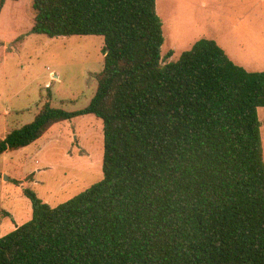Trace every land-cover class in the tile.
Here are the masks:
<instances>
[{
  "label": "trees",
  "instance_id": "obj_1",
  "mask_svg": "<svg viewBox=\"0 0 264 264\" xmlns=\"http://www.w3.org/2000/svg\"><path fill=\"white\" fill-rule=\"evenodd\" d=\"M33 9L34 33L103 36L105 65L86 108L46 102L0 138V155L94 114L104 178L57 207L25 188L33 216L0 237V264H264V71L209 38L164 64L157 0H33Z\"/></svg>",
  "mask_w": 264,
  "mask_h": 264
},
{
  "label": "rangeland",
  "instance_id": "obj_2",
  "mask_svg": "<svg viewBox=\"0 0 264 264\" xmlns=\"http://www.w3.org/2000/svg\"><path fill=\"white\" fill-rule=\"evenodd\" d=\"M168 3L157 0L164 64L190 50L179 38L192 30L194 39L216 40L236 64L264 71V0ZM34 20L33 0H7L0 14V138L32 122L46 102L68 111L86 108L104 69L103 36L49 37L32 31ZM259 118L264 152V107ZM104 154L103 121L94 114L59 122L31 145L1 154L0 237L32 218L25 188L57 207L103 180Z\"/></svg>",
  "mask_w": 264,
  "mask_h": 264
},
{
  "label": "crops",
  "instance_id": "obj_3",
  "mask_svg": "<svg viewBox=\"0 0 264 264\" xmlns=\"http://www.w3.org/2000/svg\"><path fill=\"white\" fill-rule=\"evenodd\" d=\"M165 1H167V0H165ZM169 5H171V3H170V0H169V3H168ZM187 25H189L188 24V22L186 23V26ZM164 27V26H163ZM191 32H192V30H187L183 35L185 36L184 38H179V39H181V43H183V44H186V47L185 48H189V49H191L192 47H193V45L199 40L198 39V37L197 38H192L193 37V35L191 34ZM169 34V33H168ZM170 35V34H169ZM210 37H212V36H210ZM192 38V39H191ZM201 39V38H200ZM209 39H212V38H209ZM214 40V39H213ZM216 41V40H215ZM217 42V41H216ZM218 43V42H217ZM174 47H177V45H174ZM229 56V55H228ZM230 57V56H229ZM260 109V108H259Z\"/></svg>",
  "mask_w": 264,
  "mask_h": 264
}]
</instances>
